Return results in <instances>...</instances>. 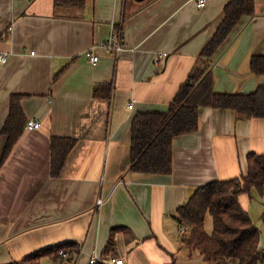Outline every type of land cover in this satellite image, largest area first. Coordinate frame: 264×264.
Segmentation results:
<instances>
[{
    "label": "crops",
    "instance_id": "0c3cea01",
    "mask_svg": "<svg viewBox=\"0 0 264 264\" xmlns=\"http://www.w3.org/2000/svg\"><path fill=\"white\" fill-rule=\"evenodd\" d=\"M197 1L86 0L66 8L54 0H0V54L7 55L0 160L11 95H23L27 120L40 124L24 129L0 166V264L70 241L81 245L76 264L93 256L111 264L102 250L113 227H125L114 253L124 264H204L182 243L177 209L196 189L246 173L247 155L264 153V119L202 108L197 131L173 140L169 175L128 171L133 117L167 111L229 0H205L202 8ZM114 34L122 38L117 55L101 46ZM254 55H264V0H255V15L241 18L213 57V91L249 94L264 84V75L251 72ZM102 83L113 84L109 99L93 97ZM54 136L77 140L56 178ZM97 197L105 201L96 207ZM239 202L248 211L247 197Z\"/></svg>",
    "mask_w": 264,
    "mask_h": 264
},
{
    "label": "trees",
    "instance_id": "16d2710c",
    "mask_svg": "<svg viewBox=\"0 0 264 264\" xmlns=\"http://www.w3.org/2000/svg\"><path fill=\"white\" fill-rule=\"evenodd\" d=\"M86 0H54L56 7L83 8ZM255 15V0H229L223 7L220 23L214 34L200 50L195 65L180 85L166 112H139L130 126L128 171L141 174L169 175L172 172L173 140L197 131L202 108L233 111L238 120L264 119V84L249 94H220L213 91V57L243 17ZM66 68V67H65ZM253 74L264 75V55L250 60ZM65 69L56 73L58 80ZM112 83L96 84L93 97L109 99ZM23 95H11L9 114L1 130L6 143L0 166L10 154L27 124L21 100ZM77 143L68 137L50 139V176L59 177L66 160ZM247 170L240 177L212 182L196 189L188 203L177 209L182 243L191 253L197 252L204 264H264V250L260 249V230L242 208L239 197L252 199V190L264 192V153H249ZM212 219V231L207 233L205 220ZM125 227H113L102 250L103 257L115 253V235ZM68 258L65 264H76L81 254L77 242H63L28 254L10 264H41L44 258L58 263L59 254ZM63 261V259L61 258ZM60 260V262H61ZM103 264V263H96Z\"/></svg>",
    "mask_w": 264,
    "mask_h": 264
},
{
    "label": "built area",
    "instance_id": "2783aa9c",
    "mask_svg": "<svg viewBox=\"0 0 264 264\" xmlns=\"http://www.w3.org/2000/svg\"><path fill=\"white\" fill-rule=\"evenodd\" d=\"M197 4H198V7L202 8L205 6V0H198ZM101 46L106 52L117 55L123 49L122 38L120 34H114L111 37H109L107 41L102 43ZM85 55L88 58V61L91 65H96L98 63L99 57L96 54H94L93 49H89L88 51H86ZM6 62H7V55L0 54V65L5 64ZM39 128H40V124L37 121H34L32 119L28 120L25 126L26 130H38ZM104 201L105 200L102 197H97L96 202H95L96 207L102 205ZM183 232H184L183 230H180V233H183ZM60 255L64 256V253L61 252ZM98 260L99 259L97 258V256H93L92 258H90L89 264H96ZM109 260L111 264H124V261L121 258L112 257Z\"/></svg>",
    "mask_w": 264,
    "mask_h": 264
},
{
    "label": "rangeland",
    "instance_id": "374dc122",
    "mask_svg": "<svg viewBox=\"0 0 264 264\" xmlns=\"http://www.w3.org/2000/svg\"><path fill=\"white\" fill-rule=\"evenodd\" d=\"M248 215L250 216L253 223L258 227L260 230V249H264V192L263 195H260L256 190H252V199H248ZM205 229L207 233L212 231V219L209 215H207L205 220ZM60 259L58 260L59 263L65 264V260L68 258L66 255H60ZM119 258L114 255H111V258ZM63 259V261L61 260ZM61 260V262H60ZM42 264H52V262L48 259H44ZM77 264H83L82 261H78ZM230 264H236L235 261H231Z\"/></svg>",
    "mask_w": 264,
    "mask_h": 264
},
{
    "label": "water",
    "instance_id": "95a60500",
    "mask_svg": "<svg viewBox=\"0 0 264 264\" xmlns=\"http://www.w3.org/2000/svg\"><path fill=\"white\" fill-rule=\"evenodd\" d=\"M186 203H188V201Z\"/></svg>",
    "mask_w": 264,
    "mask_h": 264
}]
</instances>
